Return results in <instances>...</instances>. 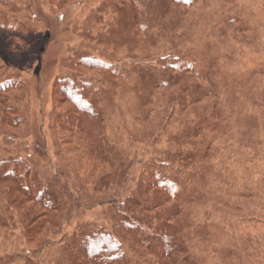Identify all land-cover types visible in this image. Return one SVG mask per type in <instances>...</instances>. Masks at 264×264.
I'll list each match as a JSON object with an SVG mask.
<instances>
[{"label":"rangeland","instance_id":"374dc122","mask_svg":"<svg viewBox=\"0 0 264 264\" xmlns=\"http://www.w3.org/2000/svg\"><path fill=\"white\" fill-rule=\"evenodd\" d=\"M183 1L0 0V87L15 86L0 100L20 120L0 115V163L24 161L59 198L45 213L0 172V264H71L72 236L110 230L104 201L142 181L172 185L167 207L151 196L137 212L152 228L179 209L169 264H264V0ZM85 55L107 65L77 79L93 84L107 163L56 122L53 84ZM116 171L123 186L98 185ZM147 234L124 244L127 264H157Z\"/></svg>","mask_w":264,"mask_h":264},{"label":"trees","instance_id":"16d2710c","mask_svg":"<svg viewBox=\"0 0 264 264\" xmlns=\"http://www.w3.org/2000/svg\"><path fill=\"white\" fill-rule=\"evenodd\" d=\"M180 1L181 5H184V1ZM159 15L164 17V15L168 14L156 15L158 19H161L162 17H159ZM175 60L176 57L171 55L162 61L168 63ZM166 67L172 70L175 69L170 64ZM66 68L72 73V76L59 77L53 84V105L56 110L62 111V113L58 112L57 114V125L64 131L84 134L90 143V156L93 161L107 163L109 156L106 149L107 139L103 131V119L96 111L95 106L87 100L88 95L93 91V84L83 81L77 82V79L86 72H105L107 65L98 57L85 55L75 59L71 65H66ZM14 88L15 86L7 81L0 87V99ZM0 115L2 125L7 128L15 129L20 123V120L17 119L12 124L10 119L16 118V112L6 107L1 100ZM0 172H4L2 176L4 175L5 179L17 184L15 186L17 188L16 191L25 200L38 205L39 208L45 210V213L56 208L59 198L54 187H52L51 183L45 185L34 177L32 167L24 161L16 160L0 163ZM126 181V173L124 171H116L104 177L98 185L110 190L123 186ZM171 187L170 183L159 186L142 181L125 201L108 202L105 200L104 203H110L112 208L111 229L84 227L81 234H74L69 240V263L127 264L124 244L133 239L138 241L142 235L148 233L146 238L153 244L157 264H169L171 256L176 250L175 242L179 232L177 221V217L180 214L179 209L174 207L173 209L165 210L161 215V222L152 228L146 226L151 225V222H142L141 217L137 216V212L140 209L146 210L150 208L151 196L156 199L155 204L167 207L173 201ZM40 244L37 251L41 253L45 250L49 241L46 240Z\"/></svg>","mask_w":264,"mask_h":264}]
</instances>
